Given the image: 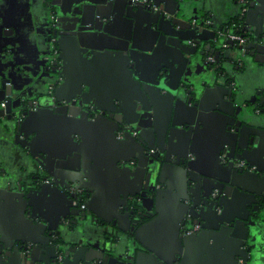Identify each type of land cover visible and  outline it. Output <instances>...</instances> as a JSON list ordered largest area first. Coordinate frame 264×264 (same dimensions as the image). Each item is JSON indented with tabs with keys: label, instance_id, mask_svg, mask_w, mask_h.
I'll return each mask as SVG.
<instances>
[{
	"label": "water",
	"instance_id": "95a60500",
	"mask_svg": "<svg viewBox=\"0 0 264 264\" xmlns=\"http://www.w3.org/2000/svg\"><path fill=\"white\" fill-rule=\"evenodd\" d=\"M150 1L152 7L146 6L141 1L133 0H52L46 5L47 9L52 7L53 10L46 12L45 23L50 30L47 31V34L52 35L54 40L48 36L36 45V50L39 52L47 47L49 52H52L51 44L56 43L57 49L60 51L57 59H61L63 62L66 59V48L62 45L64 40L73 57L77 59H94L102 52L118 57L127 66V70L130 71L133 79H137L139 88L143 92L141 95L140 91L133 90V99H131L130 104L115 98L99 99L96 102L92 99L89 91H85L81 86L73 87L68 78L65 77L66 79L62 78V83L55 87L52 92L38 94V105L34 106L32 102L25 99L22 91L19 92L14 89L15 79L10 74L12 73L9 71L10 69L8 72L2 70L5 66L10 67L12 65L9 56L3 52L6 49L12 50L14 45L20 46L22 41L17 40L19 33L15 35L17 33L16 26L7 20L8 17L0 15V52L3 54L0 55L3 58V60L0 58V104L5 101L3 106L0 105V136L4 141L11 139V143L5 142L7 145L10 143L5 150L2 151L0 148V160L5 156L4 154L13 153L12 149L25 160L21 167L16 168L15 171L3 172V175L0 176V188L4 187L10 193L13 191L15 180L20 182L19 185H16L17 192L13 191V193L15 197L25 200V213L30 219L38 214H35L34 211L36 206L40 205L38 203L39 198H48V200L50 198L49 204L54 211L56 210L54 207L57 205V199H64L66 204L64 216L59 215L51 220L46 217V223L49 222V224L41 221V225L47 230V237L45 242L38 244L37 247L35 245L29 246L28 238L25 236L17 238V240H6L0 236V261L2 260V248L8 247L4 254L10 258L4 259L5 263L11 262L15 257L18 259V264H51L52 261L49 259L52 257L54 260L57 259L56 264H61L67 257V259L79 264H109V260L101 257L99 255L101 251L97 252L94 245H85L87 239L85 224L89 221L91 214L89 204L84 201V208H79L73 203L76 194L68 195L70 186H74L71 185L74 184V181L78 182V185L75 184V188H86L85 184L82 183L83 177L77 178L78 166L60 165L59 160L63 156L62 153H59L62 148L60 145L57 150L42 148L39 152L33 151L30 147L41 128L39 124L31 123V120L40 114L39 122L41 123L42 114L46 110H49L47 111L50 112L48 118L53 119V122L61 120L64 124L67 123L69 127L80 126L81 130H77V133L81 135V140H83L84 131L92 129L94 126L106 125L109 130L108 134L112 138H115V131L123 132L125 130L122 133V142L124 145L131 146L134 149L133 152L139 155L145 147L150 148L153 144L158 145L159 153L163 157L160 160H154L156 163L154 173H148L144 181L138 182V189L123 199V203L126 205L128 200L129 202L132 201L133 204L129 205L130 207L125 206L130 208L127 215L129 227H119L120 232L115 238L119 243L127 246L131 242L132 245H137L136 242L139 241V232L143 229L142 222L151 214L149 211H143L140 208V195H145V191L149 188L148 183L154 181L153 174H155L154 177L161 178L158 182L162 185L166 179L171 181L175 175L181 176L184 181V194L181 197L184 206V219L181 224L185 225L187 220H191L193 224L200 223L201 230L195 232L196 234L205 230H220L225 226V223H228L241 231L244 230L243 237L246 239L248 228L256 230L261 223L260 219L264 218V212L260 207L264 200V85L255 91L257 94L255 98L251 97L242 101L238 86L235 89L232 85L223 83L231 78L226 76L224 79V75L227 74L223 69L224 62L230 63L231 60L235 59L239 61L241 59L240 51L231 50L230 59L223 57L224 52L218 49L220 40L215 38L214 31L200 25H193L191 20L196 19V17L189 18L186 15L188 6L193 3L192 0ZM245 25H247L246 22ZM252 30H254V36L261 34L254 27ZM161 39L176 42L177 46L174 51L177 54L170 57L168 64L165 63L159 68L163 74L151 85L154 86L156 92L160 91L163 96L169 98L174 108H178L179 103L184 105L179 111L183 112L185 119L180 123L172 120L171 125L175 128L183 125L181 130L187 136V143L191 142L192 144L193 142L192 131L196 124L194 117L202 110V100L207 97V93L217 90L218 87L219 89L221 87L227 89L226 93L229 95L231 108L225 111L222 122L225 124L227 133L221 136V143L216 148V162H218L216 165L219 166L218 173L220 174L200 168L197 156L194 157L193 155L191 145L187 144L188 147H183V151L174 153L164 149L161 138L157 136L151 143L141 131V126L143 127L147 117L146 111L151 106V102H148V100L150 101L149 92L151 90L149 91V89L151 87H149L150 84H140L144 80L140 77L141 72L138 66L142 63L140 57L144 56L145 53L141 52L142 49L138 52L140 47L136 42L144 40L147 43H152L150 46L154 47ZM255 40L257 41L254 37ZM259 40L261 41V38ZM189 41L193 45H188ZM255 45L252 43L251 46ZM200 46L203 47V50H198ZM206 48L209 49L207 52H205ZM148 50L149 48H146L143 51ZM208 53H213L217 58L213 67L207 66L204 61ZM256 53L263 54L260 50H257ZM44 55L46 57L50 55L49 60L52 59L51 53ZM254 59L264 62L257 58ZM18 77L16 79H19ZM168 81L171 85L167 84ZM40 100L42 105H39ZM258 105H261V108L257 111L255 108ZM58 108L62 109L58 110ZM70 118L74 119L75 122L71 121ZM9 121L11 126L8 125ZM57 125L58 123H56ZM130 127H136L139 130L137 137L129 134ZM72 130L71 132H73ZM110 130L112 131L110 132ZM171 133L170 131L169 134ZM3 142H0V146ZM73 144L78 143L74 142ZM64 148L67 152L69 150L75 151L74 146H64ZM74 154L75 152L67 155L65 159L69 160ZM188 154H191L192 157L189 158ZM222 154L224 159L229 160L228 162L222 163ZM76 155L78 156V154ZM233 157L244 159L248 164L247 168L245 170L236 168L230 161ZM127 162H129L128 159L124 158L122 165L126 166V169L128 167L131 169L132 166L126 164ZM52 163L54 166H51ZM40 168L50 178L48 183L38 182L41 180L40 177L43 172ZM250 168L252 169L250 170ZM251 186L255 189L249 188ZM160 190L159 188L156 192L157 200H159ZM244 192L250 198L248 197V201L240 203L241 200L239 197L237 198L236 193L244 194ZM46 204L40 210L39 215H43L41 212L50 214L46 211V206L49 204ZM228 209L230 210L229 216L225 214ZM66 215L74 216L79 222L74 221V227H65L64 229V226L61 225ZM98 219L99 217L95 216L89 222L95 225L99 224L101 231L109 232L110 229L107 224L109 220ZM139 223L141 226L138 227ZM55 228H58L61 233L62 228L67 231L64 236L59 238L62 244L64 241L67 243V241L72 242L73 240L76 241V244L74 246L51 245L49 236L55 231ZM193 234L182 233L178 237L177 244L182 245L181 240L184 235L191 236ZM99 235L102 237L101 234ZM102 239L101 241H104ZM247 240L250 242V239ZM248 241H242L238 245L240 247V252H236L238 264L240 259L243 264H254L253 261L249 260L252 252ZM140 245L143 248L145 246V244ZM44 246L46 247L44 248ZM49 249L53 251L52 255L48 254ZM59 250L63 252L62 262L57 258ZM163 252L165 253V251ZM175 254H179V252ZM156 255L155 250H151L148 254L149 257ZM158 257L163 258V253H158ZM170 257L172 263H170ZM170 257L164 261V264H181L176 260L177 255H173V257L170 255ZM132 264L135 262L133 261Z\"/></svg>",
	"mask_w": 264,
	"mask_h": 264
},
{
	"label": "crops",
	"instance_id": "0c3cea01",
	"mask_svg": "<svg viewBox=\"0 0 264 264\" xmlns=\"http://www.w3.org/2000/svg\"><path fill=\"white\" fill-rule=\"evenodd\" d=\"M8 1L10 3H4V0H0V15L8 17L7 20L16 26L17 34L25 31V37L22 39L23 44L18 53V57L21 58H18V62H22L28 52L34 54L36 45L44 40L42 38H44L45 32L42 23L47 10L42 7L41 0H31V4H27L25 0L23 3H20V0ZM250 1V6L246 10L243 20L251 28L254 27L258 33L261 32L260 35L254 37L257 39L255 42L260 44L264 50V0ZM201 2L203 8L210 9L205 8L202 11H210L214 23L217 24L224 22L227 17H234L238 11V5L234 0H201ZM25 4L30 7L26 9ZM19 29L21 31H18ZM254 37L252 38L253 42ZM64 41L62 45L66 48V57L69 59L65 74L73 87L81 86L85 91H89L92 99L96 102L99 99L115 98L130 104L131 99H133V90H138L141 95L143 94L137 79H133L130 71L127 70V66L118 57L102 52L94 59H77L73 57L67 43ZM136 43L140 47L138 52L142 49L141 52L145 53L144 56L140 57L142 63L138 66L141 72L140 77L144 81L140 82L139 79L138 81L140 84H150L149 87H151L149 89V91L151 90L149 92L150 101L148 100V102H151V106L146 111L145 124L143 127L141 126L143 135L151 143L158 136L162 140L164 149L174 153L183 151L182 148H187V144L191 145L193 155L194 157L196 155L199 161L198 166L209 172L220 174L218 173L219 166L216 165V163L218 164L216 162V148L221 143V136L227 133L225 124H222V122L224 121L225 111L231 108L226 87L220 89L218 87L217 90L209 91L207 97L202 100V110L194 117L196 124L192 131L193 142L192 144L191 142L187 143V136L181 130L183 125L177 128L171 125L172 120L180 123L185 119L183 112L179 111L184 105L179 103V107L174 108V105L170 103V99L163 96L160 91L156 92L154 86L151 85L163 74L159 68L165 63L168 64L170 57L177 54L174 51L177 43L162 39L154 47L150 46L152 43H147L144 40H138ZM146 48H149V50L143 51ZM263 50H261L263 54L257 55L259 57L257 59L262 61H264ZM253 56L249 58L248 63L243 61V65L247 63V69L235 68L233 70L229 68L226 70V75L231 77L238 85L242 101L251 97L255 98L257 96L255 91L264 85V62L256 61ZM167 84L171 85L170 81ZM241 95L239 96L241 97ZM47 111L49 110L42 114L41 123L39 122L40 114H37L31 120V123L39 124L41 128L30 147L33 151L39 152L42 148L57 150L60 145L62 148L59 153L63 154L60 157L61 161L59 160L60 165L78 166L79 174L77 178L83 177L82 183L86 186L85 201L89 204L91 210L89 221L91 222L92 216H98L99 220L104 218L109 220L107 224L110 229L109 232H103L99 229V224H91L88 221L85 224L87 237L85 245H94L97 252H102L99 255L109 260V264H132L133 261L135 264H164V261L170 255L172 257L177 255L176 260L181 264H238L236 255V252H240L238 245L242 241H248L247 239H250L248 245H251L252 252L249 260L253 261L254 264H264V218L260 219L261 223H259L256 230L248 228L246 239L243 237L244 230L241 231L235 226L225 223V226L220 230H205L191 236L184 235L181 240L182 245L177 244L179 235L181 236L183 233L181 221L184 219V206L181 198L184 194V181L180 175H175L171 181L166 179L162 185L158 182L161 178L154 177L155 174H153L154 181L148 183L149 188L145 191V195H140V208L143 211H149L151 214L142 222L143 229L139 232V241L136 242L137 245H132L131 242L127 246L119 243L115 238L120 232L119 227H129L127 215L130 209L129 205L133 204L132 201L129 202L128 200L126 205L123 203V199L129 193L138 189V182L144 181L148 173H154L155 161H150L143 150H141L140 155L133 152L134 149L131 146L124 145L122 138H112L108 134L109 130L106 125L94 126L92 129L84 131L83 140H81V135L77 133V130H81L80 126L69 127L67 123L64 124L61 120L53 122V119L48 118L50 112ZM71 121L75 122L74 119H71ZM56 123H58L57 126ZM170 131L171 134H169ZM168 138L170 139L166 141ZM176 138L178 139L176 140ZM74 142L78 144L74 145ZM64 146H74L75 151L69 150L67 152ZM12 151L11 154H4L5 156L0 160V166H6L15 171L16 168L21 167L25 160L14 149ZM74 152V156L70 157L69 160L65 159L67 155ZM124 158L128 161H134L133 168L129 169L128 167L126 169V166L122 165ZM53 163L51 166H54ZM219 165L222 164L219 163ZM159 188L161 190L159 200H157L156 192ZM249 188L255 189L253 186ZM236 194L238 195L237 198L239 197L241 200L240 203L248 201V197L250 198L245 192L244 194ZM50 201V198L49 200L48 198H39L38 203L40 205L36 206L34 211L35 214H38L30 219L25 213V200L15 197L13 191L9 193L4 187L0 188V236H3L6 240H17V238L25 236L28 238L29 246L35 245L36 247L39 246L38 244L45 242L47 237L46 228L41 225V221L46 223L47 218L50 220L55 219L56 216H64L66 213L64 199H57L56 201L57 205L54 208H56L57 214L50 206ZM46 203L49 204V206H46V211L50 214L41 212L43 215H39L40 210ZM125 206L129 207L126 208ZM225 214L229 216L230 210L228 209ZM149 221L151 222L148 223ZM46 224H49V222ZM137 226H141L140 223ZM55 229L59 238L67 232L64 230L65 227L62 228V233L59 232V229ZM99 234L102 235L103 239ZM101 239L104 241H101ZM64 244L74 246L76 241H67V243L64 241ZM140 244H145L144 248ZM7 249L8 247L2 248L0 264H18V259L15 257L11 262L5 263L4 259L10 258L4 254ZM151 250L157 252L155 257L148 256ZM176 252H179V254H175ZM158 253H163L164 257L160 259ZM48 254L52 255L53 251L49 249ZM49 260L52 261L51 264L57 262V259L54 260L52 257ZM172 262L170 257V263ZM61 264L79 263L66 257Z\"/></svg>",
	"mask_w": 264,
	"mask_h": 264
},
{
	"label": "flooded vegetation",
	"instance_id": "af4514ba",
	"mask_svg": "<svg viewBox=\"0 0 264 264\" xmlns=\"http://www.w3.org/2000/svg\"><path fill=\"white\" fill-rule=\"evenodd\" d=\"M24 0H20V3H23ZM28 3L31 4V0H25ZM43 3L44 9L48 10L47 12H52L53 8L49 7V9L46 8V5H48L52 0H41ZM133 1H141L143 4H145L148 7H152L151 5V1L150 0H133ZM235 3L238 5V11L237 14L234 17H227L225 18L224 22H222L221 24H217L214 23L213 20V15L212 13H210L209 8L204 7L203 8V3L201 2V0H192V4L191 6H188L189 8L187 9V13L186 15L191 18V17H196V19H192L191 23L195 26L200 25L203 28H206L208 30H212L215 33V38H218L220 40L219 42V50L224 52L223 57H228L229 59L231 58V54L230 51L231 50H239L240 51V55H241V59L238 61V59L235 60H231V64L224 62V70H228L230 69H245L246 64L249 62V58L252 57L253 58H259L257 57V53L256 51L262 49V46L260 44H257L255 41H252V38L254 37V30H252V28L249 25H245V21L243 20L244 14L246 12V10L249 8V4H250V0H234ZM9 2L8 0H4V3ZM10 3V2H9ZM27 4H25L26 9H28L30 6H28ZM202 4V5H201ZM202 6V7H201ZM201 7V8H200ZM208 9L207 12L206 10L202 11V9ZM52 22V20H51ZM201 23V24H199ZM43 31L45 32L44 34V38H47L49 35L47 34V31L49 30V26H46L45 23V19L43 21ZM52 24V23H51ZM51 29V27H50ZM21 31V30H20ZM25 31H21L19 33V36L17 37L18 41H22V39L25 37ZM228 33H233L236 34L240 40L239 41H235V40H231L226 38V34ZM17 33H15L16 35ZM52 38V35L49 36ZM56 39V37H55ZM54 40V39H53ZM253 44H256L255 46H251ZM23 42H20V47L22 46ZM188 45H193V43L191 41L188 42ZM57 44L53 43L51 44V51L49 52V48H43L42 50L37 51L34 50V54L29 53L26 56V58H24L22 60V62H18V53H19V48L17 46H12V50L11 49H6L5 52H3V54H6L9 56V60L12 62V65L9 66H5L2 70L5 72H8V70L12 73H10L11 75H13V78L15 79V83H14V89L16 91H19L23 93L24 97L26 100L30 101L33 103L34 106L38 105V100H37V95L38 94H42V93H46V92H52L55 87H57L60 83H62V78H67L66 76V66H68L69 64V59L66 57L65 62H63L61 59H57V55L60 53V51L57 49ZM211 48V47H208ZM208 48L205 49V52H207V50H209ZM198 50H203V47H199ZM263 50V49H262ZM254 51V52H253ZM221 52V53H223ZM52 54V59L49 60V56L47 57L44 54ZM0 52V55H3ZM234 57V56H233ZM0 58L3 60L2 56H0ZM21 59V58H20ZM228 59V60H229ZM8 60V59H7ZM204 61L207 63V66H215L216 62H217V58L214 56L213 53H208L207 56H205ZM243 61L247 62L246 64L243 65ZM25 62V63H24ZM55 62V63H54ZM249 65V64H248ZM206 66V67H207ZM243 66V67H242ZM60 73H62L60 75ZM21 75V76H20ZM19 76V79H16V77ZM226 76L228 77V75H224V79H226ZM65 78V79H66ZM223 83H227L228 85H232L235 89L237 88V84L234 82V80H232V78H229L228 80H225ZM226 85V84H225ZM5 101L1 102V106H3ZM246 103V102H245ZM41 104V100H40V104ZM261 108V105H258V107L255 108V110H259ZM62 108H58V110H61ZM11 126V122L9 121V124ZM12 128H14V126H12ZM123 132H125V130H123ZM120 130L115 131V137H120L122 138V133ZM8 133V132H7ZM129 134L133 137H137L139 134V130L135 128H129ZM0 135H1V130H0ZM8 137V135H7ZM6 137V138H7ZM4 140L1 138L0 136V142H3ZM11 141V139H10ZM9 139H7L6 141H4L0 148H2V151L6 149V147H8L10 145ZM5 142H10L5 143ZM149 157L150 161H154L156 160H160L162 159L163 156L160 155L159 153V147L158 145L153 144L150 148L145 147L144 149H142ZM189 158L192 157L191 154H188ZM221 160L222 163H226V159L223 158V154L221 155ZM229 161V160H228ZM227 161V162H228ZM231 163H233V165L236 168L239 169H243L245 170L248 166L247 162L244 159H237L234 158L230 159ZM126 164H128L129 166H133L134 165V161H129ZM125 164V165H126ZM252 168H250L251 170ZM40 170H42L40 168ZM7 171V172H13L12 169L10 170L9 168H7L6 166L1 167L0 166V176L3 175V172ZM43 171V170H42ZM45 177V178H44ZM41 180H39V183H48L50 181V178L45 174V172H42V176L40 177ZM20 182H16L15 180V184L13 186V191L17 192L16 190V185H19ZM74 184L71 185H78L77 181L73 182ZM74 186H70V189L68 191V195L71 193H75L76 197L73 200V203L79 207V208H84V201H85V195H86V188H82V187H77L75 188ZM84 193V198L81 199L80 195ZM261 209L264 210V200L263 202L260 204ZM93 218V216H92ZM99 220V219H98ZM76 221L79 222V220L77 218H75L74 216H70L67 215L66 217H64V219L62 220V225L64 227L67 228H71L75 226V223L73 224V222ZM194 224H198L199 227L196 231H192L190 234L195 233L197 231L201 230V224L200 223H194ZM192 223L191 220H187L185 225H182V231L183 233H186L192 228V226L194 225ZM58 229V228H57ZM47 234V230L45 232ZM61 238V237H60ZM49 243L51 245H65L62 244L61 241L59 240V236L57 234V231L55 229V231H53L50 236H49ZM29 245V244H28ZM57 258L58 259H63V252L62 250H59L57 252Z\"/></svg>",
	"mask_w": 264,
	"mask_h": 264
},
{
	"label": "built area",
	"instance_id": "2783aa9c",
	"mask_svg": "<svg viewBox=\"0 0 264 264\" xmlns=\"http://www.w3.org/2000/svg\"><path fill=\"white\" fill-rule=\"evenodd\" d=\"M225 37L228 39H231V40H235V41L240 40V38L236 34H233V33H228V34H226ZM198 227H199L198 224H194L192 226V228L187 232V234H190L192 231H196L198 229ZM239 264H243V261L241 259L239 260Z\"/></svg>",
	"mask_w": 264,
	"mask_h": 264
},
{
	"label": "trees",
	"instance_id": "16d2710c",
	"mask_svg": "<svg viewBox=\"0 0 264 264\" xmlns=\"http://www.w3.org/2000/svg\"><path fill=\"white\" fill-rule=\"evenodd\" d=\"M80 198H81V199H83V198H84V193H82V194L80 195Z\"/></svg>",
	"mask_w": 264,
	"mask_h": 264
}]
</instances>
